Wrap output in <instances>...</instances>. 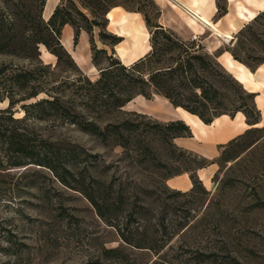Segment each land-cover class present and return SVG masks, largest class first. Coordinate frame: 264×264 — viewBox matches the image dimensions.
<instances>
[{"label":"rangeland","instance_id":"rangeland-1","mask_svg":"<svg viewBox=\"0 0 264 264\" xmlns=\"http://www.w3.org/2000/svg\"><path fill=\"white\" fill-rule=\"evenodd\" d=\"M89 1L99 11L115 0L101 6ZM164 1L177 11L180 25L189 24L187 12ZM44 4L0 0V110L16 102L15 120L0 112V264H264V130L227 148L208 185L199 176L206 159L176 145L169 121L113 108L107 91L93 85L99 69L85 74L67 55L58 57L43 43L35 46L36 38L50 40L42 30ZM217 4L230 9L229 25L236 5ZM198 30L202 34L191 39L179 36L205 46L203 52L221 54L217 60L228 72L222 54L235 47L244 59L264 65V15L255 23L257 36L246 33L240 40L241 30L230 42L209 27ZM100 31L92 27L97 48L106 47ZM106 31L119 36L112 24ZM208 36L210 47L219 43V49L207 48ZM122 41L129 47L131 38ZM36 91L41 92L30 97ZM255 93L261 95L255 98L263 121L258 127L264 128V88ZM45 98L59 104L29 106ZM238 99L230 92L224 103L231 108ZM12 132L23 152L10 149ZM261 136L257 146L242 151ZM38 159H52L57 170ZM178 177H189L190 184L174 186Z\"/></svg>","mask_w":264,"mask_h":264},{"label":"trees","instance_id":"trees-1","mask_svg":"<svg viewBox=\"0 0 264 264\" xmlns=\"http://www.w3.org/2000/svg\"><path fill=\"white\" fill-rule=\"evenodd\" d=\"M94 1L100 6L107 2V0ZM78 2L79 4L75 0H62L51 18L48 21L44 20L42 23V30L51 41L57 43L59 49H53L50 40L41 38L35 39V46L38 48L37 44L43 43L48 50L58 57L64 54L73 61L74 58L61 41L63 27L66 24H70L74 28L76 43L79 40L80 32L82 30L87 31L91 38L93 62L101 68L100 77L93 85L107 91L109 102L113 108L120 109L139 95L152 99L155 94H158L166 97L175 107L181 106L189 112L198 115L206 124H211L215 118L223 114L234 117L239 111L245 114L249 125H255L262 121L261 110L257 107L255 101L257 93L248 91L238 79L222 66L217 60L221 54L203 52L202 50L205 46L201 47V44H196L195 42L189 45L174 30L161 25L159 22L161 9L155 3V0H146V4L143 7H131L127 2L115 0L109 4V7L100 8L101 10L99 9V11L89 0H78ZM67 4L70 6L68 7ZM116 6H121L127 11L141 13L152 33V49L131 65H125L119 58L114 57L116 54L114 46L119 44L123 38L106 31L109 24L107 13ZM73 11L81 18V21L76 19ZM153 11L157 12L156 19L152 17ZM219 12L223 15L226 14L227 10L226 8L219 9ZM263 15L264 13L258 14L252 23L244 27L239 32L238 40H240V36L246 33L257 36L254 30L255 23ZM99 17L103 18L102 23L97 22ZM94 26L101 28L100 39L104 45L112 47L113 54H109L105 48H97L95 46L92 34V27ZM163 40L167 41L165 42L166 44ZM237 44L239 46V42ZM174 51H177L176 55H172L169 59L165 57V54ZM229 51L235 59L247 65L252 71H255L263 63L260 60L252 59V61H249L244 59L236 47ZM100 55L104 57L105 61L100 60ZM40 92L36 91L30 97H35ZM230 92L239 98L231 103V108L224 103L227 93ZM15 103V101L11 100L10 106L5 110H0V112L10 113L8 115L9 118L15 120L12 111ZM44 104H59V100L57 98L53 100L45 98L29 106L34 107ZM168 127L175 129L174 139L178 136H192L190 126L182 120L169 121ZM92 130L101 134V130L98 127H94ZM262 130L264 128L252 126L227 144L221 145L220 158L224 156L227 148ZM260 139H262V136L249 141L245 144L246 146L242 151H247L252 146H257L260 143L258 142ZM9 147L17 152H23L24 150V146L19 143L15 132H12L9 136ZM203 158L206 159L207 164L200 166L201 168L207 167L211 163L209 159ZM237 158L238 156L235 159ZM38 160V162H41L40 164L48 165L53 170H57L52 159ZM3 166L4 161L0 156V168Z\"/></svg>","mask_w":264,"mask_h":264},{"label":"crops","instance_id":"crops-1","mask_svg":"<svg viewBox=\"0 0 264 264\" xmlns=\"http://www.w3.org/2000/svg\"><path fill=\"white\" fill-rule=\"evenodd\" d=\"M158 6L161 9V14L159 17V22L161 25H163L166 28H170L174 30L178 35L185 39H191L194 34H202L199 30H195L191 25L187 23V25H180L179 24V15L177 11L171 7L168 3H166L164 0H155ZM183 2H187L188 0H181ZM51 0H46L44 10H43V18L48 21L52 14L54 13L57 6L62 2V0H53V4H51V12L49 14V17H46L47 9L50 7ZM214 7L212 9V12L210 13L211 19L216 22L217 26L223 30L228 31L230 30V24H227V18L230 16L231 12L228 8L226 14L221 15L219 12V7L217 4V0H213ZM127 11V10H126ZM130 13H135L131 12ZM108 14V13H107ZM143 17V15H142ZM108 18V17H107ZM236 18V17H235ZM234 18V19H235ZM233 19V18H231ZM144 20V18H143ZM109 21V19H108ZM231 21V20H230ZM144 23L146 25V22L144 20ZM110 21L108 24V27L110 26ZM191 26V30H190ZM147 27V25H146ZM244 27V23L241 26V29ZM148 28V27H147ZM238 32H235L233 35L237 34ZM61 41L64 47L68 50V52L72 55L80 69L85 74H90L91 72H94L92 70L93 67L96 69H99L101 71V68L96 66L93 62V51H92V44H91V38L87 31L82 30L80 32L79 40L76 43L75 42V30L70 24H66L63 27L62 30V36ZM68 37L71 41L67 45L65 43V38ZM124 38L125 36H120ZM210 38L211 36H208L204 38V44L207 46V48L210 51L217 50L220 48V44L215 45L214 47H210ZM88 43L91 44V52L88 50ZM124 41H121L119 44L114 46V50L116 52L115 56L119 58L122 62L123 59L119 56L118 53V45L123 46ZM106 47H102L108 50L107 45ZM124 63V62H123ZM126 65V63H124ZM89 76V75H88ZM248 90V89H247ZM249 91V90H248ZM250 92H256V91H250ZM124 107L129 108L130 110H133L135 112H140L142 114H148L150 116H154L158 119L165 120V121H176V120H182L185 123L187 122L184 117H182L180 112L176 109V107L164 96L155 94V96L152 99H147L144 96H137L130 102H128ZM237 114L235 117H231L230 119H225L224 116H219L218 118H215L214 121L211 124H204L203 127L206 130V135H201L198 128L194 127L190 123H186L190 126L192 131V136H178L174 139L176 145H178L181 148H184L186 150H190L192 152H195L211 161L210 165L207 167H204L200 170L199 176H201L202 172H205L208 176L210 174L211 170H214L216 167V160L220 156V146L225 145L234 138L238 137L239 135L243 134L246 129L250 127H237L236 122L238 121ZM246 121V117L243 119ZM247 122V121H246ZM199 135L202 137L200 138ZM210 177V176H209ZM202 180V179H201ZM172 181L176 184L174 186H178L183 184L184 182L186 184H190V178L185 177L182 179L181 177L172 179Z\"/></svg>","mask_w":264,"mask_h":264},{"label":"bare ground","instance_id":"bare-ground-1","mask_svg":"<svg viewBox=\"0 0 264 264\" xmlns=\"http://www.w3.org/2000/svg\"><path fill=\"white\" fill-rule=\"evenodd\" d=\"M171 1L174 7L180 8L189 14V25H191L195 30H198L199 25L209 27L215 35L220 37V39L228 42L233 40V34L235 32H239L241 30L243 23L254 20L260 11H264V0H247L258 7L259 11L244 5L238 0H229L231 3L236 5L237 16L235 19H231L230 30L223 31L210 17V13L214 7L213 0H188L187 2H183L181 0ZM51 4H53V0H51L50 7L47 9L45 14L46 17H49L51 12ZM107 17L110 24L116 26L115 33L117 35L131 38L129 47L122 45L117 46L119 56L123 59V62L126 63V65H131L149 53L152 49L150 43V32L144 23L141 13H130L123 7L116 6L108 12ZM70 42L69 38L66 37L65 43L70 45ZM46 53L51 55L49 52ZM222 56L224 57L223 65L244 85L246 89L249 91H257L264 88V65H261L258 68V71L254 72L247 65L235 59L229 51L224 52ZM92 70L96 71V68L93 67ZM260 96L261 95H258L257 97ZM261 107L264 108V104L261 103ZM176 109L180 112L179 115L185 118L187 121L186 123H190L194 127L198 128L201 135H206L207 132L203 127L205 123L198 115L189 112L181 106L176 107ZM221 116H224L225 119H230L228 114H223ZM237 117L239 119L236 122V126L238 128L260 126L263 124V121H261L255 125H249L243 120L246 116L242 111L237 113ZM199 137L202 138L200 135ZM200 178L208 185L210 184V177L205 172L201 173Z\"/></svg>","mask_w":264,"mask_h":264},{"label":"built area","instance_id":"built-area-1","mask_svg":"<svg viewBox=\"0 0 264 264\" xmlns=\"http://www.w3.org/2000/svg\"><path fill=\"white\" fill-rule=\"evenodd\" d=\"M194 38H197V36L195 35Z\"/></svg>","mask_w":264,"mask_h":264}]
</instances>
